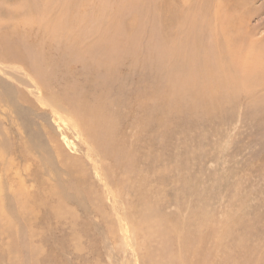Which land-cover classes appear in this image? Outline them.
I'll use <instances>...</instances> for the list:
<instances>
[{"label": "rangeland", "instance_id": "obj_1", "mask_svg": "<svg viewBox=\"0 0 264 264\" xmlns=\"http://www.w3.org/2000/svg\"><path fill=\"white\" fill-rule=\"evenodd\" d=\"M61 1L63 0L49 1L54 9L51 11L54 17L60 13ZM93 1L94 5L97 3V7L113 5L104 0L101 4V0ZM93 1L90 0V6L88 5L89 18H103L105 12L106 15L111 13L110 7L104 12L103 9L92 6ZM198 1L199 6L203 5L204 11L213 5V1L215 3V0ZM159 3L160 0H143V45L140 56H129V59L122 60L113 74L96 71L98 74L94 72L92 75L91 70L84 66L86 63L81 64L77 59L75 61L76 55L73 56L71 51L72 56L68 55L73 60L69 59V52L66 53L69 49L56 41L48 55L51 65L49 68L55 65L57 68L51 74L53 76L50 82L47 80L49 76L45 80L49 89L59 94L62 93L61 89H78V92L81 89H112L109 94L111 110L116 117L119 114L121 128L131 122L136 126L140 120H144V127L137 128L141 137V141L137 143L141 149L139 153L136 152L141 162L137 166L141 167L140 172L145 171L142 172L146 173L143 177L149 178V188H156L157 192L159 190L155 201L156 213L191 221L188 222L191 227L199 224L203 214L206 216L203 221L207 223L203 228L210 229L211 232L222 225L226 227L227 224L230 235L223 241V251H228V256L238 253V258L229 259L233 263L228 264H248L251 260L260 259L264 252V87L234 89L235 85L226 83L223 88L220 85L222 83L224 86L223 81L219 84L223 89L217 93L219 97L216 95V100L208 98L204 89H192L190 77L194 78L196 73L195 81H199L203 76L199 75L203 67V51H209V56L220 51L219 43L210 41L212 28L205 27L203 23V14L207 18L209 13H204L203 10L198 12V17L203 18L202 22L199 21L201 28L198 24H192V21V31L187 29V18H183L186 20L185 27L179 24L180 17L175 20L178 24L172 23L176 18L175 14L172 15L174 19L167 14L172 19L168 20L165 13L163 15L160 11ZM180 3L184 4L182 0ZM187 4L190 15L195 14L190 3L183 5V11L186 12ZM43 5L42 0H0V33L15 26L11 31L16 37L24 35V40L21 41L23 45L34 43L35 49L43 51V46L35 40L42 35L41 30L36 25H17L30 14L31 9L36 11L42 9ZM226 5L232 19L230 29L234 35L237 33L239 56L244 63L242 68L264 71V0H226ZM43 11L45 10H41ZM182 13L178 15L181 16ZM97 17L95 22L98 20V23L93 24L99 29L98 26L103 23L104 18ZM119 17L121 24L119 23L118 29L125 32V14H120ZM170 21L172 22L169 24ZM122 23L125 24L124 29H121L124 25ZM190 25L188 23V28ZM194 27H197L195 31ZM191 33H194L192 36L195 40L198 38L205 44L204 47L194 39V46L196 42L200 45L194 48L189 45L193 38L190 37ZM207 34H211V37ZM176 37L178 41L174 40ZM187 40L191 42L188 43ZM208 44L212 47L217 45L216 52V48L212 50ZM177 45H182L188 51L187 54L173 51ZM195 48L198 50L195 51ZM23 49L33 57L30 48ZM197 51H200V56ZM211 51L213 53L210 54ZM220 52L222 55L223 51ZM60 53H64V56ZM190 54L192 58L199 56L195 57L196 63L192 59L190 62ZM60 56L62 60L59 63L57 59ZM211 59L209 63L213 66H209L213 68L215 59ZM200 64L202 67L198 68ZM19 65V62L15 63L0 54V205L3 206L0 207V264H148L138 254L133 235L132 243L124 244L123 232L120 231L115 215L111 218L104 217L105 219L103 216L93 215L90 197L84 193L79 198L75 195L77 192L74 191L73 180L62 170L54 147L48 139L47 130L41 124V118L50 115L40 111L37 113L28 104L24 105L19 101L20 89H37L34 85L36 79H31L29 71L18 68ZM191 65L195 68L197 66L198 74ZM200 82L202 83V79ZM200 82L196 88H201ZM152 89H158L159 93L156 131L153 120L142 113L140 106L144 94L148 95ZM152 102L151 100V105ZM149 110L152 112L153 107L150 106ZM8 119L14 124L9 123ZM135 131L136 128L132 132ZM56 132L66 145V135L57 128ZM67 135L70 136L71 133ZM67 138L77 143V151L72 150L70 154L84 155V146L72 137ZM66 150L69 152L71 149ZM26 156L29 157L28 160L24 159ZM153 165L157 167L156 173H151L150 168ZM118 170L122 168L118 167ZM132 177L138 180L142 178L139 174H132ZM51 184L61 186V193H66L71 202L73 201L69 203L72 204L71 209L76 216L67 215L63 219H57L50 215L47 202L50 200L45 191ZM22 197L32 203H27L25 209L20 205ZM130 198L128 197V203L132 204ZM112 202L113 200L105 202L107 212L112 210ZM191 215H197V218L194 217L193 220ZM111 227L114 229L113 233L110 232ZM206 246L210 249L213 243L210 241ZM221 254L217 253L216 256L220 257Z\"/></svg>", "mask_w": 264, "mask_h": 264}, {"label": "bare ground", "instance_id": "obj_2", "mask_svg": "<svg viewBox=\"0 0 264 264\" xmlns=\"http://www.w3.org/2000/svg\"><path fill=\"white\" fill-rule=\"evenodd\" d=\"M42 1L44 4L42 9L40 8L36 11L31 9L30 12L27 10V12L31 15H27L26 18L22 19L21 24L17 23V25H21L22 27L36 25L41 30L42 35L37 37L35 40L41 44V47L43 46V51L41 49H35L36 44L34 43H31V45H23L21 41L24 40V35L19 37L14 36L13 31H11L15 28V26H13L10 30L0 33V54L15 63L19 62L20 65L18 68L28 70L29 77H31V79H36L34 85L37 89H20L18 92L19 101L24 105L28 104V106L32 107V109H34L37 113L44 112L43 114L50 115L49 117L45 116V118H41V124L43 123L45 129L47 130L46 133L48 139L54 147L62 170L66 173V175H68L67 177L73 180L75 186L74 191L77 192L75 195L79 198L84 193L90 197L89 202L92 203L93 206V215H100L103 216V218H111L115 215L116 217L114 218L118 219L120 231L123 232V234H121L123 236V240L125 241L124 244L130 245L132 243V237L134 236V243L138 254H140L148 264L233 263V261L229 259L233 257L238 258V253L228 256V251H223L225 250L223 241L225 242V237L230 235L228 230L229 226L227 224L226 227L222 225L218 228V230L211 232L210 229L203 228L204 225L205 227L207 225V223L205 224L204 222L206 216L203 214L202 217L199 216L202 218L199 224L197 223L196 227H191L188 223L191 221L187 222L178 217H165L163 214L158 215L156 213L155 201L159 190L157 192L156 188H149L150 183L147 181L149 178H144L143 175L145 176L146 173H143L145 171L143 172L141 170L140 172L141 167L137 166L141 162L140 157L138 159V153L141 148L140 145L137 144L141 141V137L137 128L140 126L144 127L143 119L140 120L136 126H133V123L131 122L121 128L119 124V114H117L116 117L114 114L115 112L111 110L109 94L112 89H90L91 91L81 89V92H78V89H61L60 91L62 93L59 94L52 89H49V85L45 80V78L49 76L47 80L50 82V78L53 76L51 74L57 68L56 65V67L53 65L54 67L49 68L51 65L49 64L50 56L48 55V53L53 49L52 45H54V42L56 41L57 43H62L64 48L69 49L66 51V53L69 52L67 55L70 54L72 56L71 52H73V56L76 55L74 59L75 61L77 59L78 61L80 60L81 64H83V62L86 63L84 66L91 70L90 73H92V75L96 71L111 74L115 69H118V64L121 63L122 60L129 59V56H140L143 45V38L141 34V27L143 23V0H104L108 4L113 3L112 6H109L111 8V13L109 15H106L105 12V10L109 7L105 5L97 7V3L94 5L95 3L92 0V6L101 10L103 9L105 12L103 23L106 22V24L101 23L100 20L99 24L101 23L103 25L98 24L99 29H97L93 24L98 23V20L95 22L97 16L93 20V18H89L90 15H87L90 0H63L61 1L62 3L60 2V4H62L60 13L55 17L54 14H51V11L54 9L51 8L52 5L49 2L50 0ZM180 1L181 0H160L159 9L163 15L165 13L164 16H166V18L170 15L169 17L174 19V16L172 17V15H176L174 20L168 18V20L171 19L174 21H170L169 24L171 22L174 25L175 23L178 24L175 20H178V17H180V20L183 22L178 20L179 24L181 23L180 25L183 24L181 27H185L184 22L186 20L184 21V19L187 18V22H185L187 23V29H192L193 25L192 27L190 25L192 21V24H195L196 26L198 24L199 27V24L202 22L201 19L204 18L203 23L206 25L205 27L212 28L210 29L212 34V39L210 38V41L213 40V42L217 44L219 43V50L223 51L222 55L219 54L221 53L219 51V53H214L215 55L212 54L214 56H209V54H207L209 51L205 52L204 50L208 47L205 46L206 48L203 49L204 51L202 50L203 53L201 55L203 67L201 64L198 65V68H203H201V72H199L200 76L203 75L202 78L200 77V79H202V83L200 82V79L199 81L197 80L198 83L200 82L201 88H196L198 83L195 81L196 73L194 70L196 69L197 71V66L195 68L194 65H191L195 68L193 70L195 73L194 78L191 79L190 77L189 79L192 81L191 85L193 83L192 89H204V92H206L205 95L208 94L209 96L208 98L215 99L217 93L221 91L222 87H225L226 83L227 85H235V88L232 87V89H236L237 87L238 89L263 88L264 71L262 69L253 70L250 67L247 69L242 68L244 63L240 60L239 56L240 51L238 48V42H236L238 41V38L236 37L237 33L234 35L233 31L230 29L232 28V19L230 18L231 15H229L226 0H215V3L213 1V5L208 9L209 11H204L202 9L203 5L199 6L200 2H197V0H182L184 4L190 3L191 8L194 9L195 13L192 15H190L187 8L188 4L186 5V12L183 11L185 7L183 6L184 4H181L182 2L180 3ZM101 3H103L102 0L100 1V4ZM173 3H175L176 6ZM180 4L181 7L179 6ZM41 10L45 11L41 12ZM200 10H203L204 13H209L207 18L204 14L202 16L203 18L201 17L200 19V16L198 17L197 14ZM178 11H180V13ZM108 12H110V9ZM181 12H183L182 15H178L181 14ZM185 13L186 17H184ZM202 13L200 14L202 15ZM120 14H125L123 22L125 23V20L127 21L126 26L122 23L124 25H122L123 28H121L124 29L125 26V32L118 29L121 24L119 22ZM93 16H95V14ZM100 18L97 17V19ZM165 19L164 22L166 21ZM188 23L190 28H188ZM13 24L15 25V23ZM194 28L195 31L197 27ZM181 29L182 28H180V30ZM133 32L134 34H132ZM192 34L194 35V33H191L190 36L193 37L191 38L192 40L190 39L192 43L189 45H193L192 47L194 48L199 46L201 42L196 35L197 39L195 40V37L192 36ZM211 34H209L210 36L207 34V36L211 37ZM177 37H179V35ZM177 37L174 38V40H177ZM10 38L14 39L11 40ZM193 39L195 41L198 40L200 43L196 42L194 46ZM181 40H183V38ZM207 40L209 39H205V41ZM191 41H188V43ZM210 44H208L209 47H212ZM174 45L175 43H173V46ZM182 45H177L173 51H180L187 54L188 51L183 49ZM201 45L204 47L205 44L201 43ZM23 47H27V49L30 48L33 52V57H31L23 49ZM213 48H216L214 52L218 49L217 45L212 47V50ZM59 49L61 50L60 46ZM196 49L197 48H195V51ZM201 49L199 50L201 51ZM190 51L193 52L194 50L192 51L190 49ZM200 51H197L196 53H199ZM64 53L60 54L64 56ZM211 53H213V51H211L210 54ZM198 55L200 56V53ZM198 55H195V57L199 58ZM65 57L67 58L66 55ZM192 57L193 56L190 54V62L196 60L195 57ZM209 57H214L215 59V67L213 68H210L209 66V64H211L209 62L213 60ZM70 58L71 57L69 56V59ZM52 60L54 61V59H51V61ZM61 60L62 57L60 56L57 59V62L60 63ZM72 60H70V62ZM211 66H213V64H211ZM96 74L98 73L96 72ZM217 76H219V79ZM108 77L109 76H107V78ZM220 77L222 80H220ZM190 81H188L189 84ZM221 82L224 83V86ZM219 84L222 85V87H219ZM158 94V89H152L148 95L144 94V100L142 99L143 101H140L142 113L148 115L153 120L154 131H156L158 127L159 119V113L157 111L159 105L157 102L159 97ZM205 95H203V97L207 98ZM218 97L219 96L217 95V98ZM151 100L153 101L152 105L150 104ZM150 106L153 107V113L149 110ZM8 121L9 123H13V121L10 122L9 119ZM56 128L58 131H61L63 135H66L64 137L66 145L58 137ZM127 128H130V130H127ZM134 128H136L135 132H137L138 135H133L135 133L132 132ZM68 133H71V135L68 136ZM67 137H72L78 140V143L84 146V149H86L83 153L84 155L80 154L82 156H78L77 154L74 155V153L70 154L72 153V150L77 151V143ZM67 148L71 150L68 152L66 150ZM24 159L28 160L29 157L26 156ZM118 167L122 168V170H118ZM150 170L151 173H156L157 167L153 165V168H150ZM132 174H139V176L142 177L141 180L132 177ZM155 185L157 186V184ZM59 187L61 186L51 184L47 187L45 192L50 200H47L50 215L57 219H63L67 215L71 216L75 214H73L74 211L71 209L72 204L69 203L71 200L67 197L66 193H61L62 190H60L61 188ZM19 193L23 195L21 191H19ZM128 197H131V200H129L132 201V204L128 203ZM108 200H113V202L110 203L112 210L107 212L105 202H108ZM27 203H30V201L26 197H22L20 205L23 209L26 208ZM71 203H73V201ZM110 204L107 203V205ZM0 207L3 206L0 205ZM196 216L194 215L195 218H197ZM194 217L192 216V218ZM195 218L193 220H195ZM207 221L208 220H206V222ZM112 229L113 228L111 227V233L114 232V229ZM210 241L213 243V246L208 249L206 244ZM220 252L222 253L221 256H216V254ZM236 264H238V262ZM248 264H264V252L260 259L251 260Z\"/></svg>", "mask_w": 264, "mask_h": 264}]
</instances>
